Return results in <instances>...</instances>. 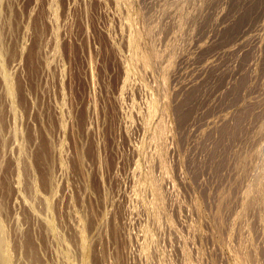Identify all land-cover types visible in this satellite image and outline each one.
I'll return each instance as SVG.
<instances>
[{
	"label": "rangeland",
	"instance_id": "rangeland-1",
	"mask_svg": "<svg viewBox=\"0 0 264 264\" xmlns=\"http://www.w3.org/2000/svg\"><path fill=\"white\" fill-rule=\"evenodd\" d=\"M124 1L0 0V264H264V0Z\"/></svg>",
	"mask_w": 264,
	"mask_h": 264
},
{
	"label": "bare ground",
	"instance_id": "bare-ground-1",
	"mask_svg": "<svg viewBox=\"0 0 264 264\" xmlns=\"http://www.w3.org/2000/svg\"><path fill=\"white\" fill-rule=\"evenodd\" d=\"M129 1H131V0H129ZM124 2H126V1H124ZM180 2H181V1H180ZM126 3L128 4V0H127ZM172 3H173V2H172ZM178 3H179V2H178ZM178 3H175V5H178ZM169 4H170V3H169ZM173 4H174V3H173ZM179 5H180V4H179ZM179 5H178V6H179ZM127 6H128V5H127ZM166 7H167V6H166ZM167 8H168V7H167ZM165 11H166V10H165ZM131 17L133 18L132 15H131ZM136 17H137V16H136ZM140 17H141V15H140ZM132 18H131V19H132ZM129 20H130V19H129ZM133 20H134V19H133ZM135 20H136V19H135ZM164 25H165V24H164ZM145 26H146V25H145ZM147 26H148V25H147ZM151 26H152V25H151ZM153 26H154V25H153ZM158 27H159V25H158ZM158 27H157V28H158ZM161 27H163V26H161ZM165 27L167 28L168 26H165ZM145 28H146V27H145ZM166 28H163V29L165 30ZM152 29H153V28H152ZM138 30H139V28H138ZM141 30H143V28H142ZM144 30H145V29H144ZM154 30H155V29H154ZM156 30H157V29H156ZM158 31H159V28H158ZM162 31H163V30H162ZM143 32H144V31H143ZM146 32H147V31H146ZM159 32H161V31H159ZM148 33H149V31H148ZM155 33H157V32H155ZM155 33H154V34H155ZM138 34H139V33H138ZM164 34H165V32H164ZM136 35H137V34H136ZM136 35H135V36H136ZM140 35H141V34H140ZM143 35H144V34H143ZM147 35H148V34H147ZM152 35H153V34H152ZM152 35H151V36H152ZM156 35H157V34H156ZM159 35H160V33H159ZM162 35H163V33H162ZM162 35H161V36H162ZM154 36H155V35H154ZM140 37H142V35H141ZM140 37H139L137 40H135V41L133 42V44H132V49H133V52H135V53H136V52H139V53H140V51H137V47H139L138 45L140 44V46H141V42H140L141 39H140ZM147 37H148V36H147ZM157 37H158V36H157ZM163 38H164V37H163ZM151 39H152V38H151ZM151 39H150V41H151ZM158 39H160V36L158 37ZM158 39H157V43H159V42H158V41H159ZM139 40H140V41H139ZM148 40H149V39H148ZM153 40H154V38H153ZM162 40H163V39H162ZM136 41H138V43H139V42H140V43L137 45V42H136ZM145 41H146V40H145ZM145 41H144V44H145ZM155 41H156V39H155ZM160 42H161V41H160ZM157 43H156V42H155V43H154V42H153V43H148V44H150V45H149V52L147 51L148 53L146 54V56L143 55L142 58H139V57L137 56L139 59H142V60H143V61H142V60H139V61H142L144 64H146V67H149V68H150L152 65H154V67L156 68L157 65H155L154 63L157 62L156 59L158 58V56L161 58L160 54L158 53L157 47H156ZM142 44H143V43H142ZM162 44H163V43H162ZM159 45H160V43H159ZM157 46H158V45H157ZM146 47H147V46H146ZM159 47H160V49H161V46H159ZM162 48H163V46H162ZM168 49H169V48H168ZM168 49H167V50H168ZM139 50H141V48H140ZM147 50H148V48H147ZM164 50H165V49H164ZM160 51H161V50H160ZM160 51H159V52H160ZM162 51H163V50H162ZM169 51H171V50H169ZM169 51H168V52H169ZM144 52H145V51H144ZM144 52H143V53H144ZM171 52H172V51H171ZM135 53H134V54H135ZM143 53L141 52V54H143ZM166 53H167V52H166ZM166 53H165V54H166ZM141 54H140V57H141ZM144 54H145V53H144ZM137 55H138V53H137ZM166 55H167V54H166ZM169 55H171V54H169ZM169 55H168V56H169ZM133 56H134V55H133ZM166 57H167V56L164 57L165 60H166ZM133 58H134V57H133ZM169 59H170V57H169ZM155 60H156V61H155ZM159 60H162V58L159 59ZM170 60H171V59H170ZM135 63H136V61H135ZM139 63H140V62H138V64H139ZM144 64H142V65H144ZM156 64H157V63H156ZM161 64H162V63H161ZM130 65H131V64H130ZM133 65H134V62H133ZM136 65H137V64H136ZM131 67H132V66H131ZM146 67L144 66V68H146ZM157 67H158V66H157ZM160 67L162 68V66H160ZM163 67H164V66H163ZM155 68H153V69H155ZM166 68H167V67H166ZM166 68H165V69H166ZM136 69H137V68H136ZM146 69H147V68H146ZM156 69H157V68H156ZM158 70H159V69H158ZM150 71H151V70H150ZM155 71H157V70H155ZM157 73H158V72H157ZM162 75H163V74H162ZM162 77H163V76H162ZM163 78H164V80H165V77H163ZM161 81H163V80H161ZM194 91H195V90H194ZM192 92H193V91H192ZM192 92H191V93H192ZM193 93H195V92H193ZM193 95H194V94H192L191 96H193ZM189 97H190V96H189ZM193 97H194V96H193ZM191 98H192V97H191ZM166 99H167V98H166ZM193 99H194V98H193ZM165 101H166V100H165ZM190 101H192V100H190ZM190 101H189V102H190ZM156 102H157V100H156ZM169 107H170V106H169ZM180 108H181V107H180ZM152 109H153V108H152ZM154 109H155V108H154ZM150 111H151V110H150ZM170 111H171V110H170ZM161 112H162V110H161ZM165 112H166V111H165ZM155 113H156V111H155ZM155 113H154V110H153L151 116L153 117ZM162 113H163V112H162ZM170 114H171V112H170ZM160 115H161V113H160ZM165 115H166V114H165ZM165 115H164V116H165ZM149 117H150V116H149ZM158 118H159V116H158ZM160 118H162V116H160ZM154 121H156V119H155ZM161 121H162V120H161ZM156 122H158V121H156ZM159 123H160V122H159ZM162 123H163V122H162ZM155 124H156V123H155ZM155 124L153 125V127H152L151 130H153ZM160 125L163 126V124H160ZM158 126H159V124H158ZM162 126H161V127H162ZM164 126H165V125H164ZM155 127H156V126H155ZM158 128H159V127H158ZM159 129H160L159 131H161V128H159ZM162 129H163V128H162ZM164 131H165V130H164ZM152 132H153V131H152ZM156 132H157V130H156ZM154 133H155V132H154ZM160 133L162 134V132H160ZM163 135H164V133H163ZM163 135H162V136H163ZM149 137H150V136H149ZM157 137H159V134L157 135ZM157 137L153 134V135L151 136V140H152V141H155ZM160 137H161V136H160ZM163 139H164V138H163ZM148 140H150V138H149ZM159 141H160V140H159ZM159 141L157 140V142H159ZM161 142H162V141H161ZM145 143H147V142H145ZM159 143H160V142H159ZM163 143H164V142H163ZM147 145H149V144L147 143ZM147 145H146V147H144V148H146L147 150H148V148H149L150 146L153 147V146H152L153 144L150 145V146H147ZM147 147H148V148H147ZM156 148H157V147H156ZM161 148H162V147H161ZM158 149H159V148H158ZM152 150H153V149H152ZM144 151H145V149H144ZM144 151H143V152H144ZM156 151H157V149H156ZM156 151H155V153H156ZM157 153H159V152H157ZM142 154H143V153H142ZM146 154H149V153H147V151H146ZM146 154H145V155H146ZM163 154H164V153H163ZM156 155H157V154H156ZM160 155H161V154H160ZM142 156H143V155H142ZM154 156H155V155H154ZM161 156H162V155H161ZM149 157H151V156L149 155L148 158H149ZM156 157H157V156H156ZM156 157H155V159H156ZM143 158H144V157H143ZM152 158H153V156H152ZM158 158H159V157H158ZM158 158H157V159H158ZM160 159H161V158H160ZM147 160H148V159H147ZM149 162H150V159H149ZM160 162H161V161H159V163H160ZM162 164L164 165V163H162ZM162 164H161V166H163ZM151 165H152V162H151ZM260 166H261V165H260ZM262 166H263V165H262ZM152 167H153V166H152ZM152 167H151V168H152ZM160 168H161V167H160ZM261 168H262V167H261ZM263 168H264V166H263ZM263 168H262V169H263ZM259 169H260V168H259ZM153 170H154V169H153ZM153 170H152V171H153ZM165 170H166V169H165ZM260 170H261V169H260ZM147 171H148V170H147ZM152 171L150 170V167H149V171L147 172L146 175H145V174H144V175H145L146 180L148 181L147 183H150V184L152 183V184H153V186H154V188H155V190H156V196H155V197H157V202L160 203V199H162V197H161V194L159 193V189H158V186L160 185V184H158V183H159V182H158V181H159V178H158V181H157V180L155 179V177H154L156 174L153 176V174H154L155 171H153V174H152ZM162 171H163V170H162ZM262 171H263V170H262ZM260 173H261V171H260ZM262 174H264V173L262 172ZM257 176H258V175H257ZM260 176H261V175H260ZM261 177H262V176H261ZM263 177H264V176H263ZM263 177H262V178H263ZM256 178H258V177H256ZM256 178H255V179H256ZM253 180H254V179H253ZM257 180H258V179H256V181H257ZM251 181H252V180H251ZM251 181H250L249 183H252ZM262 181H263V179H262ZM253 182L255 183V180H254ZM257 182H258V181H257ZM263 182H264V181H263ZM141 183H142V182H141ZM254 183H252V184H254ZM252 184H251L250 186H252ZM260 184H262V183L260 182ZM147 185H148V184H147ZM256 185H257V183H256ZM262 185H263V186L260 185V187H262L261 190H264V183H263ZM148 186H149V185H148ZM248 187H249V185H248ZM248 187H247V191H246V192L249 191V190H248ZM256 187H257V186H256ZM149 188H150V187H149ZM252 188H254V187H252ZM258 188H259V187H258ZM255 189H256V188H255ZM255 189H254V191H255ZM152 190H153V189H152ZM161 190H162V189H161ZM257 191H260V190H256V192H257ZM152 192H154V191H152ZM256 192H255V193H256ZM259 193H260V192H259ZM245 194H246V193H245ZM257 194H258V193H257ZM163 195H164V194H163ZM163 195H162V196H163ZM247 195H248V193L246 194V196H245V198H244L245 200H246ZM260 195H261V193H260ZM260 195H259V197H260ZM248 196H249V195H248ZM263 196H264V195H263ZM255 198H256V197H255ZM163 199H164V198H163ZM163 199L161 200V201H162L161 204H164V202H163L164 200H163ZM247 199H248V197H247ZM252 199H253V198H252ZM256 199H258V198H256ZM249 200H250V197H249ZM249 200H248V201H249ZM253 200H254V199H253ZM243 201H244V200H243ZM250 201H251V200H250ZM250 201H249V202H246V203H251ZM153 202H154V201H153ZM157 202H156V200H155L156 206H157ZM246 203H245L244 205H246ZM244 205H243V206H244ZM161 206H162V205H161ZM163 206H164V205H163ZM248 206H249V204H248ZM153 207H155V206L153 205ZM153 207H152V208H153ZM244 207H245V206H244ZM244 207H242L241 210L244 209V211H245V208H247V205H246L245 208H244ZM150 209H151V208H150ZM150 209H149V210H150ZM156 209H159V208L156 207ZM155 211H156V210H155ZM159 211H160V210H159ZM151 212H152V211H151ZM160 213H161V212H160ZM162 213H163V212H162ZM241 213H242V212H241ZM152 214H153V212H152ZM154 214H155V213H154ZM156 214H157V213H156ZM163 214H164V213H163ZM239 215H240V213H239ZM152 216H153V215H152ZM157 216H158V215H157ZM163 216H164V215H162V217H163ZM157 218H158V217L155 216V220H156ZM159 220H160V215H159ZM159 220L157 219L156 221H159ZM161 220H162V219H161ZM161 220H160V221H161ZM160 221H159V222H160ZM157 224H159V223H157ZM146 232H147V231H146ZM148 235H149V234H148ZM218 235H219V234H218ZM153 238H154V237H153ZM218 238H219V237H218ZM147 241H148V240H147ZM154 242H155V239H154ZM2 243H3V242H2ZM148 243H149V242H148ZM0 249H1V248H0ZM240 250H241V249H238L237 254L234 253L235 255H237V256L234 255V256L236 257V258H234V259H236V264H246V263L248 264V261L246 262V260H249V259H248V258L246 259V257H245L246 255L244 256L243 253H242ZM161 252H162V251H161ZM235 252H236V251H235ZM162 254L166 255L164 252H163ZM1 256H2V255H1ZM160 256H161V255H160ZM247 257H248V256H247ZM163 258H164V257H163ZM166 259H167V258H166ZM166 259H165V260H166ZM165 260H164V261H165ZM165 262H166V261H165ZM168 262H169V264H170V261H168ZM166 263H167V262H166ZM166 263H165V264H166ZM234 264H235V263H234Z\"/></svg>",
	"mask_w": 264,
	"mask_h": 264
}]
</instances>
